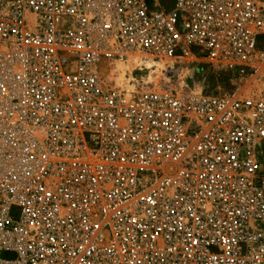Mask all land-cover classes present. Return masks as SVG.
<instances>
[{"label": "built area", "instance_id": "1", "mask_svg": "<svg viewBox=\"0 0 264 264\" xmlns=\"http://www.w3.org/2000/svg\"><path fill=\"white\" fill-rule=\"evenodd\" d=\"M0 264H264V0H0Z\"/></svg>", "mask_w": 264, "mask_h": 264}, {"label": "bare ground", "instance_id": "2", "mask_svg": "<svg viewBox=\"0 0 264 264\" xmlns=\"http://www.w3.org/2000/svg\"><path fill=\"white\" fill-rule=\"evenodd\" d=\"M136 63L138 64V66L142 65V66H146L148 69H152L154 67H160L157 64L153 63V62H147V63H143L142 61H140L139 59L136 60ZM156 74H159V70L155 71ZM120 81L123 82V84H125L128 81H125V73L123 72L120 75Z\"/></svg>", "mask_w": 264, "mask_h": 264}, {"label": "rangeland", "instance_id": "3", "mask_svg": "<svg viewBox=\"0 0 264 264\" xmlns=\"http://www.w3.org/2000/svg\"><path fill=\"white\" fill-rule=\"evenodd\" d=\"M216 83V81L214 82V84Z\"/></svg>", "mask_w": 264, "mask_h": 264}]
</instances>
